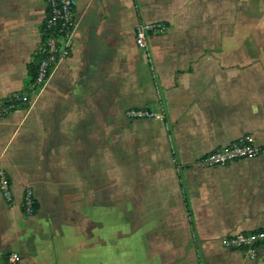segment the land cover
<instances>
[{"label":"crops","instance_id":"1","mask_svg":"<svg viewBox=\"0 0 264 264\" xmlns=\"http://www.w3.org/2000/svg\"><path fill=\"white\" fill-rule=\"evenodd\" d=\"M45 18L44 0H0V102L26 90ZM69 42L0 120V264H264L222 246L264 230V0H78ZM247 135L259 158L198 166Z\"/></svg>","mask_w":264,"mask_h":264},{"label":"built area","instance_id":"2","mask_svg":"<svg viewBox=\"0 0 264 264\" xmlns=\"http://www.w3.org/2000/svg\"><path fill=\"white\" fill-rule=\"evenodd\" d=\"M78 0H45L46 18L41 27V43L33 58H38L36 76L30 86V92L23 91L12 95L0 102V120L11 113L25 108L31 95L45 86L56 65L62 58L69 55V41L75 24V9ZM168 27L161 23L141 24L135 30V41L139 49H147V42L151 36L162 35ZM128 117L132 119L151 118L147 111H130ZM263 149L256 143L253 136L239 138L224 148L214 150L203 156L198 166L201 168H219L245 160L259 158ZM0 194L7 204L13 202L11 181L6 172L0 171ZM35 202L32 192L27 191L23 203V211L27 216L35 214ZM222 246L231 251L244 252L250 259L257 258L259 250L264 247V230L256 232L238 233L223 239ZM21 258L10 255L8 262L18 264Z\"/></svg>","mask_w":264,"mask_h":264},{"label":"trees","instance_id":"3","mask_svg":"<svg viewBox=\"0 0 264 264\" xmlns=\"http://www.w3.org/2000/svg\"><path fill=\"white\" fill-rule=\"evenodd\" d=\"M38 60H39V59H38L37 57H36V58H33V61H32V63H31L30 66H29V73H30V76H31V80H30V82L28 83L27 88H26V90H25V91H27V92H30V86L32 85L33 80H34V78H35V76H36ZM34 208H35V214H36L37 209H38V207L36 206V204H35Z\"/></svg>","mask_w":264,"mask_h":264},{"label":"rangeland","instance_id":"4","mask_svg":"<svg viewBox=\"0 0 264 264\" xmlns=\"http://www.w3.org/2000/svg\"><path fill=\"white\" fill-rule=\"evenodd\" d=\"M45 1V0H44Z\"/></svg>","mask_w":264,"mask_h":264}]
</instances>
